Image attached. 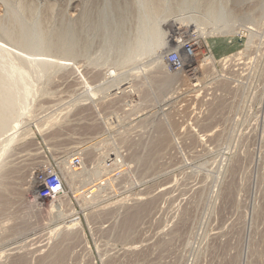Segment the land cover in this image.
Returning <instances> with one entry per match:
<instances>
[{
    "label": "rangeland",
    "instance_id": "obj_1",
    "mask_svg": "<svg viewBox=\"0 0 264 264\" xmlns=\"http://www.w3.org/2000/svg\"><path fill=\"white\" fill-rule=\"evenodd\" d=\"M19 1L0 0V23H14L9 8L21 7L25 17L39 15V29L52 39L62 40L65 31L76 35L77 50L36 85L19 120L25 132L0 157V264H264V25L255 23L246 50L247 33L233 30L210 37V50L200 39L193 62L198 88L189 90L188 76L170 71L165 63L170 80L163 79L161 86L162 77L142 69L148 57L121 67L124 78L118 77L123 85L130 84L129 96L113 98L109 94L115 89L96 92L95 86L103 77L109 81V72L117 75L114 66L96 69L89 60L103 45L104 29L120 31L117 41L135 37L141 19L135 2ZM161 1L154 0L163 10ZM182 2L168 0L164 13L176 14ZM227 3L238 17L251 7L247 0ZM241 22L236 20L234 27ZM16 29L12 24L15 35ZM210 54L218 63L208 66L209 75L202 77L197 70L201 72L198 68ZM78 83L86 84V90ZM58 99L61 105L46 108ZM79 153L84 154L81 168L96 173L74 180L62 177L64 166ZM109 153L118 159L103 169L101 161ZM134 155L154 161L146 165ZM35 167L41 168L38 180L57 172L62 198L60 194L46 204L49 199L38 197L26 183ZM99 184L100 190L87 194ZM134 213L138 217L124 233Z\"/></svg>",
    "mask_w": 264,
    "mask_h": 264
},
{
    "label": "bare ground",
    "instance_id": "obj_2",
    "mask_svg": "<svg viewBox=\"0 0 264 264\" xmlns=\"http://www.w3.org/2000/svg\"><path fill=\"white\" fill-rule=\"evenodd\" d=\"M17 1H19V0H17ZM167 1L168 0L161 1L162 5H163V10H162L160 4L155 5L154 0H133V2H135V4L137 5V9H138V12H136V13H138L139 15L141 14V19L137 21L135 37H133L132 39H125V40H119L118 39L119 41H117L115 36L120 31H118V30L116 31L115 29L113 30V29H111V27L109 29H106V30L104 29V31L102 30L103 34L106 37L102 41L103 45L97 49L96 54L93 56V58H91L89 60L90 61L89 65L90 64L94 65L93 67H96V69L105 68V67H108L109 65L114 66L113 68H115L117 75L114 71L109 72L107 74V78H109V81L108 80L105 81V79L103 77L102 82H97L96 86L94 85L96 88V92L102 91L105 87L106 88L105 93H106V90L110 91L109 89H111V90L115 89V91H111L112 94H109L113 98H115V97L118 98V95L126 96L125 94H127V96H129V94H128L129 93L128 85H130L128 83L129 81L125 82L128 84L123 85V83H122L123 79L122 80L119 79V77L122 76L119 74H123V72L119 73L118 71L121 69V67H123L124 65H126L128 63L129 64L134 63V62L138 63V61H140L144 58L146 59L148 57H150V60L147 62L146 66H143L142 69H145V71L152 69L154 71L155 75H159L160 77H162V80L159 81L161 86L164 85L165 80H170V79H167L168 76L166 74H164V67L162 66V64L165 63L170 71L176 72V73H181L182 75L185 74L186 76H188L189 81H192V82H190L191 84L189 83L187 85L188 89L189 90L195 89L194 83H196L195 85H197L198 80H197L196 76L194 75L196 73L193 70L195 68L194 67L195 64L193 62H195L196 61L195 58L198 57V47H194V45H199L200 41L202 40L203 42L206 43L207 47L209 48V45L206 41V40H208V38H210V37H224V36H227L228 34H230L234 30L235 33H237L239 35L247 33L246 35H247L248 40H247L246 46H245V50H246V49H249L251 47L252 36H253L254 31H256V29L254 27L257 28V26H255V23L259 22L258 24L264 25V0H247L248 2L251 3V7H250L251 10L249 8V12L247 11L249 14L247 13L248 15L247 14L243 15L244 14L243 13L242 14L243 16H240V17H238L236 15V13H234L236 11L235 9L228 7L227 4H229V3H227V2L229 0H183L184 3L182 2L180 8L176 9L177 13L176 14H170V15H166L164 13V12L168 13L167 11H168L169 3H168V6H166ZM203 2H204V5H203L204 7L201 8L200 6H201V3H203ZM157 5H158V7H157ZM236 5H237V3H236ZM17 6H19V5H17ZM169 10H170V8H169ZM5 11H6V9H5ZM36 11L37 10H35V12ZM102 12H104V11H102ZM110 12H112V11H110ZM9 13L12 16L14 23H11L10 25L3 24L2 22L0 23V157L3 154H5L6 146L9 143L14 142V140L18 136H22L23 132H25V129L21 130V128H23V127H21L22 124H20V123H22V122L21 121L19 122V120L25 114V112L28 110L30 99H32L33 96L36 94V85L40 81L50 78L51 75L55 74L58 70H60L65 61L69 60L71 57H74V54H69V53H72V52L77 50L76 35H72L70 37L71 34L69 33L70 34L69 35L68 32L65 31V32H62V36H61L62 40L58 41V37H56V36H55V39H52L51 37H49L47 35V31H43V30L39 29V27H40L39 15H37L36 13L34 14V16H31L29 14L31 17H27V16L25 17V15L22 14L23 10L21 9V7L20 8L19 7L9 8ZM164 14L166 15L165 17H164ZM111 15H112V13H111ZM100 17L101 16H99V18ZM3 19H2V21H3ZM8 19H10V18H8ZM8 19L6 21H8ZM110 20H112V19H110ZM236 20L243 21V22L237 24L236 27H234L235 26L234 22L236 23ZM117 23H119V22H117ZM12 24H15V27L18 28V30L16 29V32L18 31L17 35H15L14 31L12 30ZM114 24L112 23V24H110V26H113ZM160 25H161V28H159ZM104 26L109 27L106 24ZM113 28H114V26H113ZM13 29H14V27H13ZM58 30L60 31L61 29H58ZM71 32H73V31H71ZM124 33H126V32H124ZM126 34L128 35L129 33H126ZM119 37H121V36H119ZM50 38L52 39V41L54 43L51 42ZM188 39H191L192 42H195V44L193 45L194 52L192 54L194 56L192 58H189L187 56L188 53L191 54V47L187 48L186 50L184 47V44H185L186 40H188ZM100 42H101V40H100ZM113 44H117V45L112 46ZM166 45L169 46L168 47L169 49H167ZM172 47H173V50L170 51ZM165 49H166V51L168 50V52L165 53L164 52ZM209 50H210V48H209ZM242 52H243V50L241 52L234 54L233 56L231 55V56L227 57V59H229V60L231 58L234 59V57L240 56L242 54ZM206 59L203 60L202 65L198 68L201 72H199L197 70L198 73H201L202 77L209 75L208 73L210 72L211 68H209L208 66H213V64L218 63V62H216V59L212 56V54H210L208 56V58H206ZM227 59L225 58V60H227ZM218 61L223 62L224 59L218 60ZM135 64H133V65H135ZM142 65H145V64H142V62H141V67H142ZM227 66H228V64H227ZM133 67H135V66H133ZM207 68H209V69H207ZM138 69H140V68H138ZM134 70H136V69H133V71ZM187 70H189L191 73L190 74L187 73ZM124 74H125V72H124ZM130 74H132V73H130ZM129 76H131V75H129ZM116 77H118V78H116ZM130 78H133V77H130ZM93 79H95V78H93ZM110 79H113V80H110ZM135 79H133V80H135ZM163 79H164V81H163ZM97 81H100V80L97 79ZM131 82H132V80H131ZM121 84H122V86H120ZM78 86H79V88L86 90L85 89L86 84L78 83ZM92 88H91V91H92ZM182 91H183L182 93H184V89H182ZM174 94L176 95L177 93L173 92V95ZM93 95L96 96L94 93H93ZM173 95L172 94L170 95L171 99L173 98ZM105 96H106V94H105ZM107 97H109V96H107ZM141 97H142V95L140 96V98ZM143 98L145 99V96H143ZM143 98H141V99H143ZM229 99H230V97H229ZM60 100L61 99L56 100V104L49 105L46 108L51 109L52 106H56V105H58V103L60 104L62 101V100L61 101ZM74 100H75V98H74ZM42 109H43V107H42ZM40 110H41V108H40ZM51 112H55V110H53ZM40 125H37V127L38 128L41 127ZM19 130H21L22 132ZM18 131L21 133H18ZM19 139H20V137H19ZM71 140H72V138H71ZM71 142L73 143V141H71ZM129 143H131V142H129ZM166 143L167 142H165V143L160 142V144H164V145H166ZM66 144L69 145V143H66ZM156 144H157V142H156ZM71 145L72 144H70L69 146H71ZM69 146H67V147H69ZM105 147H107V146H105ZM127 147H129V146H127ZM162 147H163V145H162ZM173 147H174V145H173ZM65 148H66V145H65ZM169 148H172V147H169ZM169 148H167V149H169ZM8 152H9V150H8ZM19 152L20 151H18L17 153H19ZM55 152H57V151H55ZM67 152H68V150H67ZM72 154H74V152ZM60 155H61V153H60ZM79 155H77V158L79 161L76 165L74 164L75 165L74 167L71 165L70 162H67V167L64 166V168L62 170V177H67V178L74 180L75 178H78V177L81 178L83 176L82 174H85V175L87 174L90 176V175L96 173L94 170L92 171V169L91 170L86 169V167H84V165H83V167L86 170H84L83 167L81 168L80 165H81V163L84 162V154L79 153ZM87 155L89 157V154H87ZM101 155H103V154H100V156H99L100 158H102ZM69 156H70V154H69ZM91 156H92V154H91ZM93 156H96V155H93ZM140 156H139V158L135 156L137 158L136 160L143 162L146 165L148 162H152V160H153V159L151 160V159L140 157ZM19 157H17V158H19ZM88 157H87V160H90ZM96 157H98V156H96ZM117 157L118 156L112 157V155H110V153L107 154V156H105V158H103L104 160L102 159L103 161H101L103 164V166L101 165L103 167V169L107 168L104 164H108V163L114 164V162H116L118 159ZM135 157H133V158H135ZM133 158H131V159H133ZM94 160L98 161L96 158H94ZM92 161H93V159L90 160V162H92ZM64 163H66V162H64ZM1 167H2V163H0V168ZM59 167H61L60 164H59ZM79 168L82 171H79L80 170ZM39 169L40 170H38L36 167L32 168L30 170V176L28 177V180L26 181V183L29 184L31 186V188L34 189L36 192L43 191V189H44L43 181L38 180L35 177V175L38 173V171L39 172L41 171V168H39ZM50 172H53V171H50ZM100 183L102 184V182H100ZM101 184H99L96 187H92L91 189L90 188L87 189V191H86L87 194L94 195L95 191H96L95 189L101 188V186H100ZM4 191H6V189ZM61 193H63V192H61ZM62 196L63 195L61 194V196H59L58 199L62 198ZM55 198H57V197H55ZM2 199H4V198L1 197V189H0V202H2ZM52 199H54V198H52ZM52 199H49V200L43 199V200H45L46 204H47V203H50L52 201ZM138 200H139V198H138ZM2 203H4V202H2ZM60 203H61V201H60ZM5 204H6V202H5ZM43 205H44V203H43ZM137 217H138V215H136L135 213L133 215H131L130 218L128 217V219L126 220L125 226H124V233H126L129 230V225L132 224L133 221H136L135 219H137ZM123 235H127V234H123ZM57 256H58V259L56 261L60 262L59 260L63 259L62 254L58 253L56 255V258H57ZM56 261H55V263H56Z\"/></svg>",
    "mask_w": 264,
    "mask_h": 264
},
{
    "label": "built area",
    "instance_id": "obj_3",
    "mask_svg": "<svg viewBox=\"0 0 264 264\" xmlns=\"http://www.w3.org/2000/svg\"><path fill=\"white\" fill-rule=\"evenodd\" d=\"M194 44H195V42H192L191 39L186 40V42L184 44L185 50L187 48L191 47V54H189V53L187 54V56L189 58H192L194 56V55H192L194 52V49H193ZM204 49L205 48L202 47L201 53L199 54V58L202 55V52H204ZM187 73L190 74L191 72L189 70H187ZM195 84L196 83H194V88H198V85H195ZM78 161L79 160L77 157H73V159L70 160V163L74 167L78 163ZM47 174L39 176V180L43 181L44 189H43V191H39L38 195L40 198H43L45 196L46 199H52V198H55V197L59 196L60 194H62L61 193L62 192V183H61L60 177L58 176V174L55 171L54 172H48Z\"/></svg>",
    "mask_w": 264,
    "mask_h": 264
}]
</instances>
